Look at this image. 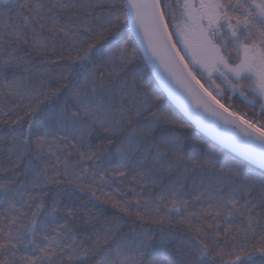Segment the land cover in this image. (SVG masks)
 Here are the masks:
<instances>
[{"label": "snow or ice", "instance_id": "1", "mask_svg": "<svg viewBox=\"0 0 264 264\" xmlns=\"http://www.w3.org/2000/svg\"><path fill=\"white\" fill-rule=\"evenodd\" d=\"M0 264H264V0H0Z\"/></svg>", "mask_w": 264, "mask_h": 264}, {"label": "trees", "instance_id": "2", "mask_svg": "<svg viewBox=\"0 0 264 264\" xmlns=\"http://www.w3.org/2000/svg\"><path fill=\"white\" fill-rule=\"evenodd\" d=\"M236 103H238V104H239V103H240V101H239V100H236ZM241 106H243V105H241ZM106 191H109V190H108V189H106ZM84 199L86 200L87 198H86V197H84ZM89 206H90V205H89ZM106 215H107V217H108V218H111V216H112V213H111V212H108ZM103 218H104V217H102V219H103ZM128 230H129V229H128V227H124V231H125V232H127Z\"/></svg>", "mask_w": 264, "mask_h": 264}]
</instances>
